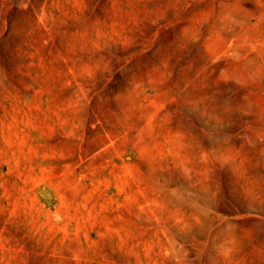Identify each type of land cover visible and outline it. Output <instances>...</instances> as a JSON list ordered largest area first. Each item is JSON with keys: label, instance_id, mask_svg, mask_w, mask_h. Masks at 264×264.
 Listing matches in <instances>:
<instances>
[{"label": "rangeland", "instance_id": "rangeland-1", "mask_svg": "<svg viewBox=\"0 0 264 264\" xmlns=\"http://www.w3.org/2000/svg\"><path fill=\"white\" fill-rule=\"evenodd\" d=\"M0 264H264V0H0Z\"/></svg>", "mask_w": 264, "mask_h": 264}]
</instances>
